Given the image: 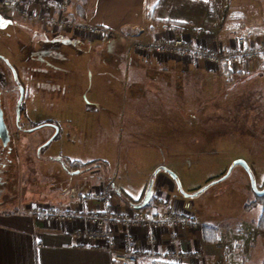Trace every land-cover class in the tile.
I'll use <instances>...</instances> for the list:
<instances>
[{"label": "crops", "instance_id": "crops-1", "mask_svg": "<svg viewBox=\"0 0 264 264\" xmlns=\"http://www.w3.org/2000/svg\"><path fill=\"white\" fill-rule=\"evenodd\" d=\"M60 1L67 3L70 21L75 18L74 22L116 33L135 30L144 42L179 37L205 49L227 48L234 42L220 39L214 31L202 28L200 16L198 23L192 17L194 4L191 0H12V3L13 9L19 4L26 7V13L38 14L53 12ZM25 26L29 27H26L28 32L19 31L26 34L23 49L28 52V62L32 66L28 72L46 75L47 82L52 80L50 75H54L62 81L60 86L65 88L64 92L73 85L76 92H88L86 113H103V118L94 121L91 129L104 130L108 140L105 144L109 148L116 146L115 141L110 142L114 134H120L121 138L143 137L145 133L139 130L156 132L163 128V124L154 123L158 113L163 115L164 122L171 121L166 129H173L170 134L173 138L175 128L182 126H177L176 122L184 123L186 128H194L195 123H199L197 120L183 121L176 114L206 113L209 94L244 92L246 84L257 80L264 82V75L255 77L264 73L263 58L250 69L242 64L234 68L223 64L211 69L202 60L184 62L163 56H145L119 40L91 41L45 30L36 24ZM26 76L27 82H34L28 74ZM28 86L24 88L26 92H33ZM70 136L58 131L53 139L57 153H46L45 162H41L47 174L54 175L61 186L50 191L49 198L40 188L39 193L45 199L31 203L47 205L58 213L70 211L85 216L107 213L117 218L143 212L160 217L168 213L194 217L197 229L154 231L152 245H149V232L129 228L122 222L108 227L115 237L112 251L137 255L136 264H264V233L255 227L260 215L258 209L252 211L254 216L248 217L247 213L245 218L229 224L205 218L197 221V214L202 213L197 211L194 198L188 197L193 190H182L167 169L153 176L152 183L148 182L151 192L146 199L145 188L132 198L116 178L110 177L111 163L88 158L82 163L74 154L76 143L71 142ZM64 160L83 166L92 161L102 162V165L89 172L73 169L70 173L61 165ZM43 191L49 194V190ZM103 192L109 194V204L97 198ZM29 204L22 206L15 202V206L0 209V264H119L112 259L106 244H88L76 238L77 231L93 228L90 221L64 226L35 219L27 210ZM204 228L214 230L215 239L210 236L207 237L209 242L206 241ZM169 255L174 257L169 259Z\"/></svg>", "mask_w": 264, "mask_h": 264}, {"label": "rangeland", "instance_id": "rangeland-1", "mask_svg": "<svg viewBox=\"0 0 264 264\" xmlns=\"http://www.w3.org/2000/svg\"><path fill=\"white\" fill-rule=\"evenodd\" d=\"M8 1L12 3V0H0V19L6 24L0 28V58L4 61L2 65L10 70V77H13L16 84L23 88L29 84L28 87L31 86L33 90L26 107L29 121L24 124V128L43 127L21 136L16 146L21 162L25 167L29 166L19 183L18 203L26 206L33 201H42L45 198L38 193L40 188L49 198L50 191L61 186L59 180L54 175L47 174L46 168L41 164L46 153H57L54 142H50L54 138L53 134L55 136L57 131H61L71 135V142L76 143L74 154L82 163L86 158L111 163L110 177L116 178L132 198L137 197L138 192L145 188L146 199L151 192L149 185L153 182V174L159 168L167 169L176 178L179 187L182 190H193L191 193L203 189L210 181L224 179L232 170L227 180L212 185L194 198L197 211L202 213L197 214V221L205 218L229 224L232 220L238 221L246 217L243 206L252 202L255 193L245 170L233 165L244 163L254 189L257 192L263 191L264 82L257 80L246 84L244 92H213L212 96L209 92L206 113L176 114L183 121L197 120L199 123H195L194 128H186L184 123L176 122L177 126H182L175 128L173 138L170 136L173 129H166L168 123L170 127L171 121L164 122L163 115L158 113L154 123L163 124V128L156 132L139 130L145 133L143 137L121 138L120 134H114L115 137L110 142L115 141L116 146L111 145L109 148L105 144L108 140L104 130L91 129L94 121L103 118V113H86V105H89V95H86L88 92H76L74 85L64 92L65 88L61 89L60 86L62 81L54 78V75H50L52 80L47 82L46 75L38 76L36 72H28L29 69L32 70V66L28 62V52L23 49L26 34L22 35L19 31L21 26L28 25L25 21L26 7L14 5L16 12L13 3L10 7L4 5ZM60 2H57V8L53 12L30 14L51 20L62 9L65 17L71 19L67 3ZM191 2L194 4L192 17L198 23L200 16L201 27L214 31L220 39L233 41L238 37H245L252 44L264 43V0ZM253 64H247L246 67L250 69ZM27 74L34 82L26 81ZM114 100H117L116 97ZM48 124L56 127L55 130L44 126ZM45 142H48V146L39 155V145ZM59 144L60 142L57 146ZM54 159L53 162L56 161ZM46 189L49 194L43 191ZM254 215L251 211L248 217Z\"/></svg>", "mask_w": 264, "mask_h": 264}, {"label": "built area", "instance_id": "built-area-1", "mask_svg": "<svg viewBox=\"0 0 264 264\" xmlns=\"http://www.w3.org/2000/svg\"><path fill=\"white\" fill-rule=\"evenodd\" d=\"M4 5L10 7L12 3L8 1ZM56 17L48 20L44 16L37 17L34 14L26 13L25 21L29 24L41 26L45 30L73 35L86 40L99 42L119 40L127 42L136 53L145 56H163L174 61L184 62L202 60L211 69H218L223 64L232 67L240 64L247 65L259 62L262 58L264 59V44L256 47L245 37L236 38L227 48L214 47L205 49L179 37L174 39L158 38L153 42H144L140 38V33L135 30L126 29L121 33H116L104 28L70 21V19L65 17L62 9H60ZM97 198H101L105 204L110 202V196L107 192H103L101 197ZM27 210L35 219H42L64 226L76 221H90L93 224V228L77 231L75 233L76 238L88 244H106L112 259L119 264H136L138 256L130 255L126 252L117 253L112 251L114 250L115 237L107 228L115 222H122L129 228L149 232V245L154 243V239L151 236L154 231H166L170 228L194 230L198 228L194 217L188 214L168 213L160 217L142 212L130 216L118 215L117 218H112L107 213H92L87 216L74 214L70 211L58 213L54 208L39 203L29 204ZM170 244L174 245V242L171 241ZM172 257L174 255L167 256L169 259H172Z\"/></svg>", "mask_w": 264, "mask_h": 264}, {"label": "flooded vegetation", "instance_id": "flooded-vegetation-1", "mask_svg": "<svg viewBox=\"0 0 264 264\" xmlns=\"http://www.w3.org/2000/svg\"><path fill=\"white\" fill-rule=\"evenodd\" d=\"M4 25L5 22L0 19V28ZM2 64L4 61L0 58V209H5L18 202L19 183L29 167H25L17 155L16 146L19 139L24 134L43 127L24 128V124L29 121L26 107L29 104L30 92L16 84L13 77H10V70ZM44 126L53 130L56 128L51 124ZM46 143L48 142L39 145V155L48 146Z\"/></svg>", "mask_w": 264, "mask_h": 264}, {"label": "trees", "instance_id": "trees-1", "mask_svg": "<svg viewBox=\"0 0 264 264\" xmlns=\"http://www.w3.org/2000/svg\"><path fill=\"white\" fill-rule=\"evenodd\" d=\"M19 29L22 30V31H24V32H28V30H27L26 27L21 26ZM263 75H264V73H259L255 77H262ZM61 165L63 166V168L65 170H67V172H71V171H74V170H77V169L80 170V172H81V170H83L82 172H89V171L95 170L98 167H100L102 165V163L94 162V163H91V164H88V165H84L83 166V165H80V164H76V163H72V162H69L67 160H64L63 162H61ZM27 170H28V168H26L25 171H27ZM160 172H167V171L166 170H163V169H159V170H157L153 174V176L155 177ZM229 176H227L224 179L219 180L217 182L210 181L203 189L199 190L198 192L189 194L188 197L189 198H195V197H197L198 195H200L201 193H203L204 191H206L212 185L227 180L229 178ZM256 209L259 210L260 215H259V218L257 219V221L255 223V227H256L257 231H259L261 233H264V196L261 197V198H257L256 196H254V199L252 200V202H248L244 206V212L246 214L247 213H250L251 211H254ZM203 233H204V238H205L206 241L209 242V240H207V237L210 238V236H211V238H214L215 239L216 233H215L214 230L208 229V228H204L203 229ZM207 234H208V236H207ZM211 242H214V241H211Z\"/></svg>", "mask_w": 264, "mask_h": 264}, {"label": "water", "instance_id": "water-1", "mask_svg": "<svg viewBox=\"0 0 264 264\" xmlns=\"http://www.w3.org/2000/svg\"><path fill=\"white\" fill-rule=\"evenodd\" d=\"M237 166L243 168V169L245 170V172L248 174V176H249V178H250V181H251V183H252V188H253V191H254V193H255V196H256L257 198H261V197H263V196H264V189H263V191H261V192H257V191L254 189V187H253V182H252V178H251V176H250V174H249V171H248L246 165H245L244 163H242V162H239V163H236V164L233 165V167H237ZM231 171H232V170H230V172H231ZM230 172L226 175V177L230 175ZM170 176H171L172 178H174V176H173L172 174H171Z\"/></svg>", "mask_w": 264, "mask_h": 264}]
</instances>
